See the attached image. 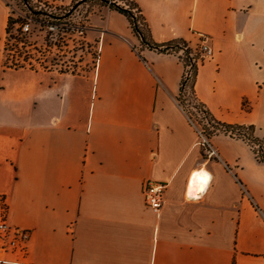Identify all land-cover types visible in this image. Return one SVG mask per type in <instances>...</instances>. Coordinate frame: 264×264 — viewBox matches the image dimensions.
<instances>
[{"label": "crops", "instance_id": "1", "mask_svg": "<svg viewBox=\"0 0 264 264\" xmlns=\"http://www.w3.org/2000/svg\"><path fill=\"white\" fill-rule=\"evenodd\" d=\"M135 1L157 43L206 36L198 99L264 130V0ZM8 18L0 0V195L30 236L0 264H264V162L224 132L211 138L219 157L206 156L178 101V54L144 48L142 59L127 17L95 4L97 69L10 68ZM148 179L167 183L160 213Z\"/></svg>", "mask_w": 264, "mask_h": 264}, {"label": "built area", "instance_id": "2", "mask_svg": "<svg viewBox=\"0 0 264 264\" xmlns=\"http://www.w3.org/2000/svg\"><path fill=\"white\" fill-rule=\"evenodd\" d=\"M22 1V5H25V7L31 10V6H29L31 2L45 6L47 3L54 4L61 0ZM7 6L9 7V16L12 17L15 22L11 32L6 33L7 40L5 49H8V51L12 53V59L10 62L6 63L18 67H29L36 70H57L59 72L68 73L69 71H63V68H57L54 64H49L46 58H48L49 54H51L55 49L57 50V53H61L64 49L63 52L65 53V48L67 46V34H75L83 38L86 26L62 21V17H51L48 14H44L48 17H41L38 19L30 15L26 10L18 8L12 2L7 4ZM34 24H38L40 27H43L45 36L43 42L41 43L30 40V34L34 31ZM98 39L99 41H97V44L93 47V59L96 66L95 69L98 67L102 49V37ZM188 46L192 48L188 61L185 58L187 46L177 52L184 63L185 78L187 79L193 77L195 64H199L214 55V49L207 42L206 36H203L202 41L198 45L189 44ZM32 48L39 51V55L41 56L32 58ZM14 55H16V57H14ZM191 124L195 127L199 134V141L206 156L208 158H218L219 154L217 149L213 146L211 137L207 134V131L204 128H199L194 120ZM143 189L147 204L157 213H160L165 201L167 183L154 179H148L145 181ZM7 211L8 208L5 197L0 195V252L14 253L17 250L23 251L25 250L30 232L29 230L20 227H12L7 221Z\"/></svg>", "mask_w": 264, "mask_h": 264}, {"label": "rangeland", "instance_id": "3", "mask_svg": "<svg viewBox=\"0 0 264 264\" xmlns=\"http://www.w3.org/2000/svg\"><path fill=\"white\" fill-rule=\"evenodd\" d=\"M6 4L11 2L18 8L26 10L30 15L40 19L41 17H48L44 14H48L51 17H62V21H68L77 25H85L84 37L81 38L75 34H67V46L65 53L62 50L61 53H57L55 49L49 54L46 60L49 64H54L57 68H63V71H69L74 73H89L95 70L94 45L99 41L98 37L91 31L93 27L90 24V14L93 12L95 4H107V0H61L54 4H46L45 6L38 3L31 2V10L25 5H22V0H4ZM32 1V0H31ZM121 1L122 4L131 5L130 0H116ZM42 6V7H41ZM34 31L30 34V40L36 42H43L45 33L43 27L38 24H34ZM7 34L3 40L2 58L4 62H10L12 59V53L5 49ZM141 49V45H135ZM37 47V46H36ZM185 46H181V49ZM32 58L40 57L39 51L32 48ZM21 56V55H20ZM16 57V55H14ZM187 109L193 117V120L197 123L198 127L203 129L209 126V122L206 118H203L204 114L198 112L195 102L191 99V89L186 86L184 95L182 96ZM209 124V125H208ZM206 130V129H205Z\"/></svg>", "mask_w": 264, "mask_h": 264}, {"label": "trees", "instance_id": "4", "mask_svg": "<svg viewBox=\"0 0 264 264\" xmlns=\"http://www.w3.org/2000/svg\"><path fill=\"white\" fill-rule=\"evenodd\" d=\"M131 5L125 3L122 4L121 1L116 0H107L110 8L118 10L122 14H124L134 33L137 35L140 41L141 49L137 46H134L135 51H137L138 55L144 59L142 56L141 50L144 48H149L152 50H156L163 53H176L181 50V46H187L185 51V58L188 61L189 54L192 52V48L189 47V42L185 39H174L165 43H157L155 42L150 33V27L143 15L141 8L138 6L135 0H130ZM15 20L9 16L8 24H7V33H10L13 29V24ZM6 67L10 68H19L18 66L9 64L5 62ZM198 71V64L194 65L193 69V77L192 78H183L181 82L180 94L178 96L179 104L182 106L183 110L188 116L189 121L192 123L193 117L190 114V111L187 109L182 96L184 95L185 87L188 86L191 89V99L194 100L195 106L198 112L204 114L203 118H206L209 122V126L205 127L207 134L212 138L215 134L224 132L230 134L231 136L239 137L247 142L253 148L257 158L260 161L264 162V130L259 129L254 124H232L221 121L215 117V115L211 112V110L207 107L205 103L198 99L196 91H195V78Z\"/></svg>", "mask_w": 264, "mask_h": 264}, {"label": "bare ground", "instance_id": "5", "mask_svg": "<svg viewBox=\"0 0 264 264\" xmlns=\"http://www.w3.org/2000/svg\"><path fill=\"white\" fill-rule=\"evenodd\" d=\"M203 174V173H202ZM203 176H204V174H203ZM205 177V176H204Z\"/></svg>", "mask_w": 264, "mask_h": 264}]
</instances>
